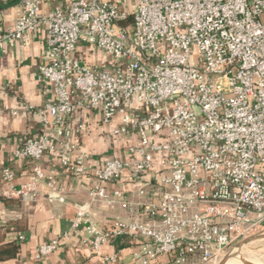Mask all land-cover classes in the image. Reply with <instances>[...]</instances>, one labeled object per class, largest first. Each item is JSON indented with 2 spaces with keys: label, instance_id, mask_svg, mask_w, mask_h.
I'll return each mask as SVG.
<instances>
[{
  "label": "built area",
  "instance_id": "obj_1",
  "mask_svg": "<svg viewBox=\"0 0 264 264\" xmlns=\"http://www.w3.org/2000/svg\"><path fill=\"white\" fill-rule=\"evenodd\" d=\"M43 1L18 0L0 36L3 51L41 31L46 42L36 73L46 84L35 112L43 131L14 156L38 162L56 152L64 171L83 176L85 155L71 143L84 129L72 124L78 112L128 141L126 157L94 169L90 199L76 206L70 230L85 224L95 251L133 240L130 264L170 253L174 264H218L231 244L264 233V0H63L46 12ZM83 44L104 54L100 65L81 59ZM34 170L4 196L35 200L45 179L54 187L51 173L38 163ZM153 170L158 182L144 180ZM3 179L12 181L10 169ZM118 179L128 188L109 191ZM94 202L127 216L103 228L92 222ZM58 246L59 238L42 243L35 256Z\"/></svg>",
  "mask_w": 264,
  "mask_h": 264
},
{
  "label": "crops",
  "instance_id": "obj_2",
  "mask_svg": "<svg viewBox=\"0 0 264 264\" xmlns=\"http://www.w3.org/2000/svg\"><path fill=\"white\" fill-rule=\"evenodd\" d=\"M18 0H2L0 10V36L14 21L15 5ZM63 0H44L42 10L46 12ZM46 48L44 32L32 35L26 47L17 48L13 44L3 51L0 48V227L6 240L18 241L19 251L14 258L0 261V264H100L104 255H114L108 264H130L136 243L126 237L117 238L95 251L90 243L91 236L85 224L75 234L70 230L76 206L89 201V190L94 184L93 171L106 159L127 156L128 141L122 137L111 136V125L105 126L100 118L92 113L78 112L72 124L84 123V129L73 136L71 141L74 154H84L87 170L83 176H75L62 169L57 153H47L38 162L30 158H17L14 151L26 138L38 137L43 131L35 115L36 110L44 107L46 84L40 82L36 73L43 63ZM90 48L84 55L79 46V56L85 62L95 65L96 56ZM99 51V50H97ZM103 61V57H101ZM39 164L44 173H51L55 180L53 188L46 179L38 185L35 200L24 201L16 197H6L3 191L12 184L14 187L28 182ZM13 173L12 181L3 179V170ZM158 182L153 170L144 180ZM125 179L114 180L107 184L109 191L126 189ZM62 194L64 201H50L49 195ZM135 196L134 194H129ZM9 198V199H7ZM92 222L103 228L110 227L116 217L124 218L126 211L116 205L108 208L99 202L90 205ZM65 232L68 235L63 236ZM23 235L22 240L17 236ZM59 238V246L48 255L37 258L36 248ZM150 264H174V254H165Z\"/></svg>",
  "mask_w": 264,
  "mask_h": 264
},
{
  "label": "rangeland",
  "instance_id": "obj_3",
  "mask_svg": "<svg viewBox=\"0 0 264 264\" xmlns=\"http://www.w3.org/2000/svg\"><path fill=\"white\" fill-rule=\"evenodd\" d=\"M89 49H90L89 45L83 44L82 55H84L85 53H88L86 51ZM90 53L96 56L97 62L95 65H100L102 63L101 57H103L104 54L97 50H94L93 52H90ZM239 241L240 240L231 244L226 253V254L228 253L231 254V255H228V258L232 256L231 257L232 262H230V264H264V237L258 238L252 241H248L241 247L237 245ZM236 255H239L240 257H242L243 261L240 259V257Z\"/></svg>",
  "mask_w": 264,
  "mask_h": 264
},
{
  "label": "trees",
  "instance_id": "obj_4",
  "mask_svg": "<svg viewBox=\"0 0 264 264\" xmlns=\"http://www.w3.org/2000/svg\"><path fill=\"white\" fill-rule=\"evenodd\" d=\"M18 244L19 243L16 240H6L2 227H0V261L16 257L19 251Z\"/></svg>",
  "mask_w": 264,
  "mask_h": 264
},
{
  "label": "water",
  "instance_id": "obj_5",
  "mask_svg": "<svg viewBox=\"0 0 264 264\" xmlns=\"http://www.w3.org/2000/svg\"><path fill=\"white\" fill-rule=\"evenodd\" d=\"M264 237V233H260V234H258V235H252V236H248V237H246L245 239H242V240H240L239 242H238V246L239 247H241V246H243L246 242H248V241H252V240H255V239H258V238H263ZM228 255H231L230 253L229 254H227L226 256H224L219 262H218V264H224L225 263V261L227 260V258H228Z\"/></svg>",
  "mask_w": 264,
  "mask_h": 264
},
{
  "label": "bare ground",
  "instance_id": "obj_6",
  "mask_svg": "<svg viewBox=\"0 0 264 264\" xmlns=\"http://www.w3.org/2000/svg\"><path fill=\"white\" fill-rule=\"evenodd\" d=\"M236 256H238V257H240L239 255H236ZM232 257V256H231ZM231 257H229L227 260H226V262H225V264H230V262H232L231 261ZM237 257V258H238ZM236 259V258H235ZM239 259V258H238ZM240 259L243 261V258L242 257H240ZM241 262V261H240Z\"/></svg>",
  "mask_w": 264,
  "mask_h": 264
}]
</instances>
